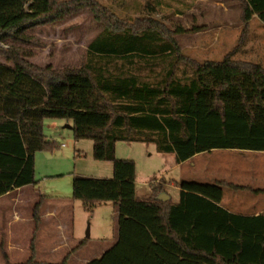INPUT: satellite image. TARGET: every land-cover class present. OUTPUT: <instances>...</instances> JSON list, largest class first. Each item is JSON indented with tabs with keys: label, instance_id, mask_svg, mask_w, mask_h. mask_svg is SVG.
<instances>
[{
	"label": "trees",
	"instance_id": "trees-1",
	"mask_svg": "<svg viewBox=\"0 0 264 264\" xmlns=\"http://www.w3.org/2000/svg\"><path fill=\"white\" fill-rule=\"evenodd\" d=\"M55 1L0 0V38L21 41L27 30L55 20ZM242 3L244 20L257 15L264 25V0ZM10 59L12 66L0 64V197L35 185V154L57 148L43 121L69 120L75 140L93 142V159L112 164L111 178L75 176L71 199L88 214L106 203L118 213L116 242L86 264H264V215L220 206L223 189L242 187L180 181L173 203L157 199L164 187L152 181L151 196L139 200L135 163L115 156L118 142L153 144L176 164L215 150L264 152L263 66L228 57L187 63L160 29L109 24L78 69L39 68L15 52ZM39 206L31 258L20 264H49L35 260Z\"/></svg>",
	"mask_w": 264,
	"mask_h": 264
},
{
	"label": "rangeland",
	"instance_id": "rangeland-1",
	"mask_svg": "<svg viewBox=\"0 0 264 264\" xmlns=\"http://www.w3.org/2000/svg\"><path fill=\"white\" fill-rule=\"evenodd\" d=\"M243 10L242 0H56L52 13L55 20L27 30L21 41L10 36L0 38V64L12 66L10 56L15 52L19 59L39 68L50 66L57 72L78 69L85 61L89 43L109 24L116 29H160L175 42L187 63L218 62L228 57L235 63L264 67V26L255 17L244 20ZM71 127L69 120L43 121V134L57 148L34 162L33 186L40 195L67 199L71 198L75 176L112 177V164L94 160L93 142L75 140ZM115 156L135 163L137 199L151 196L149 183L153 181L154 185H163L164 193L177 202L179 189L165 185V179L174 176L181 181L210 184L216 168L225 163L233 167L242 155L215 150L175 170L174 156L157 153L153 144L118 142ZM72 205L71 245L85 244L70 264H82L113 243L118 213L111 203L96 207L91 214L84 211L80 201ZM69 244L55 258L66 254Z\"/></svg>",
	"mask_w": 264,
	"mask_h": 264
},
{
	"label": "crops",
	"instance_id": "crops-1",
	"mask_svg": "<svg viewBox=\"0 0 264 264\" xmlns=\"http://www.w3.org/2000/svg\"><path fill=\"white\" fill-rule=\"evenodd\" d=\"M254 17L257 18V15L251 16V18ZM233 152H238L242 155L239 157L238 164L233 165V167H228L230 165L227 166V163H225L221 168H216L213 171L211 179H213V181H226L238 185L242 187V189L238 191L229 188L225 189L220 206L229 213L236 215H264V152ZM42 154L46 153L37 152L34 156V162L37 159L41 160L43 158ZM244 154H246V156H244ZM200 155L201 154L196 155L180 164H176L173 157L175 165L172 170L181 168ZM248 155L251 157H248ZM105 172H107L106 167ZM180 181L181 179L170 176L164 180V183L167 186L176 187L175 183ZM39 202L38 230L35 235L36 262L59 264L74 248L71 245L73 237L72 219L70 216L73 200L71 198L62 199L54 196L49 197L40 195L36 193L34 186L29 185L14 189L0 197V264H20L30 260V243L35 230L33 215L35 206ZM172 202L176 203L174 201ZM107 204L109 203L101 205ZM114 210H116V206H114ZM57 236L59 238H57ZM117 237L116 234L113 243L108 248H104L96 254L94 259L100 257L107 251L116 242ZM59 240L60 243H57ZM68 241H70V244L68 245L67 253L62 254L59 258H55L56 253L60 251ZM45 242H47V246ZM50 242L51 246H49ZM79 252L80 251L71 255L66 264H70L73 258L77 257ZM89 261V259H86L82 264H86Z\"/></svg>",
	"mask_w": 264,
	"mask_h": 264
},
{
	"label": "water",
	"instance_id": "water-1",
	"mask_svg": "<svg viewBox=\"0 0 264 264\" xmlns=\"http://www.w3.org/2000/svg\"><path fill=\"white\" fill-rule=\"evenodd\" d=\"M157 199L160 200V201L165 202V201H168V200H169V196L166 195L165 193H161V194L157 197Z\"/></svg>",
	"mask_w": 264,
	"mask_h": 264
}]
</instances>
